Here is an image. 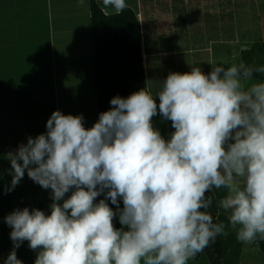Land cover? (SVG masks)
Returning <instances> with one entry per match:
<instances>
[{
    "label": "clouds",
    "instance_id": "obj_1",
    "mask_svg": "<svg viewBox=\"0 0 264 264\" xmlns=\"http://www.w3.org/2000/svg\"><path fill=\"white\" fill-rule=\"evenodd\" d=\"M238 56L208 73L169 72L155 95H115L88 128L82 114L52 111L45 132L7 154L6 191L26 172L52 203L48 214L25 206L3 218L13 242L3 264H23L15 249L25 240L34 264H188L228 234L209 212L214 189L236 240H264V80L254 76L264 64ZM157 112L171 121L167 138L153 127Z\"/></svg>",
    "mask_w": 264,
    "mask_h": 264
},
{
    "label": "rangeland",
    "instance_id": "obj_2",
    "mask_svg": "<svg viewBox=\"0 0 264 264\" xmlns=\"http://www.w3.org/2000/svg\"><path fill=\"white\" fill-rule=\"evenodd\" d=\"M14 1H22V0H14ZM150 2V0H147ZM186 2L185 0H181L177 3ZM191 3L187 5L186 8L191 10L192 8L199 10L200 12L195 16H198L199 24L203 25L205 21H208L210 25V30L208 35L213 38H217L219 40H225L227 43L236 42L240 39L247 41L248 39L252 43L257 40L260 33L264 34V30L259 28L260 26L264 27V0H202V1H193L189 0ZM68 5H66L67 16L73 14L74 6L76 4V0L67 1ZM209 3V6H200L196 3ZM136 9H137V0H135ZM172 3H176L175 0H172ZM88 6V1H87ZM86 5H84L85 12L84 15L89 16V9ZM0 8H2L0 6ZM177 8V6H176ZM56 9V8H55ZM53 9V10H55ZM173 12H174V8ZM163 10V9H162ZM43 11V10H42ZM164 11V10H163ZM162 11V19L157 22V25L160 27H165L166 25H170L171 22L168 23L169 13L167 11ZM88 12V13H87ZM207 12V17L204 15ZM164 13V14H163ZM143 15V14H142ZM140 15V16H142ZM153 17V15H151ZM43 15H40V18H43ZM205 19V20H204ZM88 19L82 18L81 26L82 31L81 35L83 38L82 45V53H83V73H80V69H78V65L80 63H73L74 60L78 57V50L72 51L68 50L65 54V60H62L57 55H55V59L52 62L53 69L50 72L48 69V78L40 80L36 75L33 78H28L27 83L22 80V77L16 79V76L11 77V74L15 73V70H12L9 67L8 63L1 62L0 63V79L4 81V85H8V83H12L14 87L11 88H0V130L3 131L2 135L6 133V135H10L8 137L12 138V140L16 141L17 139L20 143H26L27 138L23 137L21 133L32 132L35 136L46 131L45 124L52 113V111L59 109L62 112L66 111L67 106H64L65 99L70 101H74L75 93L79 92V96L82 93L81 90H77L80 87L84 88V91L87 92V84L88 87H94V77H93V66L91 61L92 55V39H91V29L89 28ZM202 22H201V21ZM215 21V23H213ZM168 23V24H167ZM231 24V25H230ZM86 27V28H85ZM7 28V24L4 27ZM225 29L227 33L226 38H224L220 33H223L221 30ZM12 29L7 28L6 30H2L0 33V48L4 47L7 44L8 38L10 37V31ZM68 33L74 32L75 30L72 28V25H67ZM188 34L194 35L196 42L201 44L204 50H206L205 55H209V49L211 50L212 45L203 39L200 38L201 32L199 28H191ZM193 37V38H194ZM262 38V37H260ZM2 39L4 41H2ZM88 39V46H85V41ZM264 39V37L262 38ZM53 42L56 44V37ZM183 42V40H182ZM237 42V43H238ZM71 44L69 41V37H67V46ZM167 44V43H165ZM165 44H163V47ZM196 43L191 40L187 46L186 51L183 52L179 57H176L172 54L167 53V55L157 54V55H146L144 56V71H145V79L147 90L151 91L153 95L158 90L157 82H161L169 72H173L171 70L172 65L175 61V58H179L185 60L186 64L189 65L191 57L199 59L192 51L193 46ZM160 46V48L162 47ZM180 47V46H179ZM203 49H199L196 52H199L198 55L201 54ZM30 51L28 50V55ZM47 54V51H43L41 53V57ZM33 58L37 55L36 52L32 53ZM3 55H0L2 58ZM40 59H37L39 62ZM205 65L209 64V57L206 56ZM35 62V61H34ZM189 68L184 67L179 72H188ZM203 72V71H202ZM31 73V71H30ZM4 74V75H1ZM28 74V73H27ZM38 75V74H37ZM87 78V80H86ZM83 79V82L81 81ZM18 82L19 85L18 86ZM24 82V83H23ZM92 83V84H90ZM90 84V85H89ZM76 87V90L73 89ZM70 90V91H69ZM69 91L68 93H65ZM18 96V98H16ZM50 96V98H48ZM80 100V99H79ZM93 102V99H88L87 101ZM69 101V102H70ZM91 103V102H89ZM76 110H72L71 105L69 114H82L84 117V126L85 123H90V114L95 119V110L92 112L88 111V103L80 100L76 102ZM74 107V108H75ZM30 111V112H29ZM29 112V116L27 115ZM86 113V114H85ZM20 124V126L18 125ZM87 128V127H86ZM4 137V136H3ZM5 144L4 141L0 140V151L4 149L7 152V149L3 147ZM17 145V146H18ZM16 146V148H17ZM11 150L10 152H12ZM5 152L1 153V157L6 159ZM7 154V153H6ZM7 163V162H6ZM10 168H8L9 170ZM8 170L4 172V175L0 177V238H1V256H0V264H3L4 259L7 257L8 253L13 249V242L10 239L9 233L11 231L10 226H8L4 222V217L10 213L15 208H23L27 206L31 211L32 208H37L43 210L45 214L50 212L48 198L43 191L38 188L37 184L34 183L25 172V177L20 180V182L11 190L6 191V186L11 181V175H9ZM25 186L26 189H29L32 192V188L36 189L34 198L35 200L31 203H28L30 199L26 197L23 199V191H18L17 188ZM15 193L21 194L15 196ZM16 256L20 259L23 264H34V260L36 258V250L28 247V241H23L21 245L15 249ZM188 264H211L208 262L205 256H200L197 260L190 259ZM241 264H264V255L258 248V246H246L242 252Z\"/></svg>",
    "mask_w": 264,
    "mask_h": 264
},
{
    "label": "crops",
    "instance_id": "obj_3",
    "mask_svg": "<svg viewBox=\"0 0 264 264\" xmlns=\"http://www.w3.org/2000/svg\"><path fill=\"white\" fill-rule=\"evenodd\" d=\"M67 1L68 0H0V6L2 7L0 8V33L2 32V30H6L7 28L12 29L10 31V37L8 38L7 44L4 45V47L0 48V55H3V57L0 58V63H8L9 67H11L12 70H15V73L10 75L11 77L16 76V79L22 77V80L26 83L28 81V78L32 77L34 80L35 75L40 80H46V78H48V69L50 72L53 69L52 62L55 59V55L66 61L65 54L68 50H78V56L81 57L76 58L73 63H80V65H78V69H80L81 74L83 73V38L80 33L82 29H84L81 26L82 18L88 19L87 22L89 21L90 28V18L88 14L87 16L84 15V5L87 6L88 0H84V3L79 6L76 3L74 6L73 14H70L68 16L66 9V5H68ZM95 1L102 9V0ZM180 1L181 0H175L176 3L173 4L172 0H150V2L147 0H137L136 9L135 0H125L127 6H132L134 8L137 13L138 19L142 24L143 65L145 54L159 55L160 53H163V55H167V53H169L176 57H179V55L186 51V46L191 40H193V42L196 44L193 46L192 50L189 49V51H192L201 60L191 57L188 65L186 64L185 60L175 58V61L171 68L173 72H179L184 67L191 69V67L199 66L204 73H208L211 70V64L213 63L222 61L233 62V53H239V56L236 57V59L242 60L240 55L241 50L248 49L252 44L249 39L247 41L240 39L239 42L236 41L227 43L225 40L217 39L219 37H211L210 35H208L210 30L208 21H205L203 25H198L199 15H195L200 11L194 8H192L191 10L183 8L187 5H190L186 3L193 4L194 2L185 0L186 2L183 1V3H177ZM193 1L197 2L202 0ZM196 4L199 5V7L201 5H210L208 2ZM172 8L175 9L174 12ZM162 9L169 13L170 18L168 20V23L171 22L169 26L166 25L165 27H160L157 25V22L162 19ZM104 13L111 14L114 13V10H112L109 6L108 9L104 10ZM204 13V15L207 17V12ZM40 15H43L44 17L40 18ZM151 15H153V17ZM213 23H215V21H213ZM6 24L7 28L5 29L4 27ZM67 25H72V28L75 31L68 33ZM191 28H199L201 35H203L200 36V38L205 40L207 44L210 43L212 45V49H209V55H205L206 50L202 48L203 46L201 44L196 42L195 39L197 38H195L194 35L192 36L191 34L187 33L191 30ZM260 29L264 30V27L260 26ZM55 37L56 44L53 42ZM67 37H69V41L71 42V44H69L68 46ZM259 37L263 38L264 34L260 33ZM2 41L4 40L2 39ZM163 44H165L164 46L166 47H163ZM86 45L88 46V39L87 41H85V46ZM160 46L162 47L160 48ZM199 49H203L200 55H198L199 52H196ZM28 50L30 51L29 55ZM43 51H47V54L44 56V58L41 57V53ZM35 52L37 55L35 56V58H33L32 53ZM206 56L209 57V64L207 65H205L204 61ZM37 59H40V61L37 62ZM225 66H227V64ZM81 81L83 82V79H81ZM3 82L4 81H1L0 79V88L14 87L12 83H8V85L6 86L3 84ZM18 86H20L19 82ZM73 89L76 90V87H73ZM77 90H81L82 93L80 94V96L79 92L75 93L74 101L65 99L66 102H64L63 104L64 106H67V109L66 111H63L64 114H69L70 105L71 107L73 105L76 106V102L80 101L79 99H83L84 101H86L90 98L92 99V97L94 96V87H88V84L87 92H85L84 88L81 87ZM69 91L65 93H68ZM16 98H18V96H16ZM48 98H50V96H48ZM88 106L90 108L92 105ZM29 112L24 116L28 117ZM93 119L94 117H90V122ZM85 126L87 128L91 127L90 123H85ZM5 148L7 149V153L13 150V148L10 147Z\"/></svg>",
    "mask_w": 264,
    "mask_h": 264
},
{
    "label": "trees",
    "instance_id": "obj_4",
    "mask_svg": "<svg viewBox=\"0 0 264 264\" xmlns=\"http://www.w3.org/2000/svg\"><path fill=\"white\" fill-rule=\"evenodd\" d=\"M90 29L92 39V66H93V83H94V96L91 101H85L88 105L93 106L97 116H95L94 122L98 119L100 112L108 110L112 107L109 104V100L115 96L127 97L134 91L145 88L146 79L143 65L142 56V37L143 30L141 21H139L136 11L132 6H127L120 14H106L101 11L95 0H88ZM231 25V24H230ZM260 28V26H259ZM221 35L226 38V31L221 30ZM258 39L253 41L248 49H243L240 52L241 59L245 62H257L258 64H264V39L257 37ZM254 76L258 80H264V75L254 73ZM157 102H158V98ZM83 100V99H80ZM84 101V100H83ZM91 102V103H89ZM92 106L88 108L87 112H92ZM75 107L73 105L71 110ZM76 110V107L74 108ZM85 113V114H86ZM92 117V114L89 115ZM152 124L154 128L159 129L161 135L167 138L168 134L174 131L171 127V121L165 120L161 117L159 112L152 118ZM90 122V126L94 123ZM20 126V124H18ZM86 127V126H85ZM3 131L0 130V140L4 141L3 147L13 148V151L18 145L16 141L8 137L10 135H2ZM23 137L32 136L34 134L30 132L21 133ZM4 136V137H3ZM12 151V152H13ZM5 152L4 149L0 151V177L4 175V172L10 168V162L7 159V152H5L6 159L1 157V153ZM7 153V154H6ZM7 162V163H6ZM25 177V176H24ZM37 184V183H36ZM37 189L40 188L43 193L47 195L49 205L52 203L50 190L42 188L39 184L36 185ZM25 186L15 188L18 191H23ZM36 189L32 188V192L25 188L23 191V199L29 197L34 201ZM22 194V193H21ZM15 193V196L21 195ZM208 193H206L207 195ZM214 197L213 206L209 209V212L213 216L214 222H223L226 226L228 234L226 236H217L214 243H210L202 252L198 253L193 260H197L200 256H205L211 264H241V257L244 248L247 246H258L262 254L264 255V240H259L253 244H244L239 242L235 238V231L228 229V219L226 214L217 209L215 201L219 199L224 193L223 190H213L210 193ZM70 195L65 194V198ZM104 198L103 194L98 196L96 200ZM109 206L114 210L115 205H112L109 201ZM122 207V201L120 202ZM114 227H121L116 217L113 218ZM1 238H0V256H1Z\"/></svg>",
    "mask_w": 264,
    "mask_h": 264
}]
</instances>
